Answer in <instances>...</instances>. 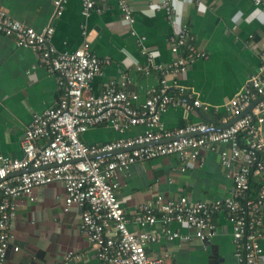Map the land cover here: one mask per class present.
I'll use <instances>...</instances> for the list:
<instances>
[{"label":"built area","instance_id":"2783aa9c","mask_svg":"<svg viewBox=\"0 0 264 264\" xmlns=\"http://www.w3.org/2000/svg\"><path fill=\"white\" fill-rule=\"evenodd\" d=\"M264 11V0H253ZM98 0H81L80 24L83 41L73 51H58L52 43L54 28L46 25L35 29L12 17L0 7V33L10 36L19 47L39 53L41 62L56 75L58 96L53 105L41 113H34L25 127L21 141L22 156L0 155V264H4L8 250L17 251L12 232L16 217V198L34 199V189L49 183L63 185L64 210L71 206L80 209L79 229L87 237L96 256L108 264H166L163 256L150 257L146 246L157 235L147 229L159 223L169 240H200L208 243L217 233L213 221L215 213L226 210L232 225L235 264H257L264 242V186L256 195L250 194V177L264 173V53L247 83L224 105L229 117H238L230 125L211 130L204 122L187 123L167 129L161 114L171 107L207 110V104L185 91L178 76L197 59L206 57L194 43L189 27L180 23L168 45L176 54L169 63L153 61L152 50L144 44V36L134 29L141 54L148 61L137 65L144 73L155 71L159 84L150 90L143 101L128 91L129 79L110 81L99 93L92 92L93 79L102 73L105 61L90 49L85 19L99 10ZM171 0H161L168 19H173ZM56 15L63 9V0L53 1ZM123 20L132 23L134 17L125 0L119 1ZM172 74L171 81L166 79ZM255 101V103H253ZM251 109L244 113L250 104ZM105 124L123 133L133 126L144 130L133 136H121L112 141L86 144L80 135L88 129ZM220 149V163L230 168L233 180L229 196L212 202L190 201L187 196L166 198L158 195L144 201L134 216L124 212L116 189L119 174L129 165L169 154H177L186 165L197 161L202 149ZM184 169V168H182ZM139 230L128 228V222ZM184 226L188 232L172 230L170 223ZM81 258L80 253L68 251L59 264H69Z\"/></svg>","mask_w":264,"mask_h":264},{"label":"crops","instance_id":"0c3cea01","mask_svg":"<svg viewBox=\"0 0 264 264\" xmlns=\"http://www.w3.org/2000/svg\"><path fill=\"white\" fill-rule=\"evenodd\" d=\"M54 0H0V7L14 18L39 30L52 25V43L58 51H73L82 41L80 24L81 0H63V9L56 15ZM120 0H98L97 10L85 19L91 51L104 62L102 73L91 84L99 93L110 81L128 78V91L143 101L159 84L160 75L144 73L137 65L148 61L141 54L134 29L144 36V44L153 54V61L169 63L176 58L168 45L169 36L186 24L199 50L206 57L190 63L178 81L185 91L207 104V110L171 107L161 114L167 129L187 123L204 122L218 130L235 117H229L224 105L247 83L264 53V11L253 0H171L173 19H168L161 0H125L134 17L123 20ZM172 74L166 79L171 81ZM58 96L56 75L41 62L39 53L19 47L12 37L0 33V155L22 156L21 141L25 127L34 113L53 105ZM251 105V104H250ZM243 111L248 112L251 106ZM144 130L137 125L119 133L105 124H98L80 135L86 144L106 142L121 136H133ZM264 134V123L261 125ZM218 144L216 151L202 149L197 161L184 162L177 154H169L129 165L119 174L116 189L120 204L128 218L134 216L141 203L187 196L190 201L212 202L230 195L233 180L230 168L220 163L218 151L227 148ZM184 168V169H182ZM264 186V173L250 177V194ZM34 199L16 198V217L12 232L17 251L8 250L4 264H59L68 251L81 254L69 264H108L96 256L87 237L80 231V209L64 210L65 191L59 182L34 189ZM264 221V206L262 207ZM216 235L208 242L169 240L159 223L147 227L157 240L146 246L150 257L163 256L166 264H235L232 225L226 210L213 216ZM181 234L188 230L179 223L169 224ZM128 228L139 230L128 222ZM257 264H264V242Z\"/></svg>","mask_w":264,"mask_h":264},{"label":"water","instance_id":"95a60500","mask_svg":"<svg viewBox=\"0 0 264 264\" xmlns=\"http://www.w3.org/2000/svg\"><path fill=\"white\" fill-rule=\"evenodd\" d=\"M253 103H255V101H253ZM253 103H252L250 106H252ZM237 119H238V117H235L232 121H230V122H228V123H225V126H224V127L230 125L231 123H233V122L236 121ZM220 129H221V128H220Z\"/></svg>","mask_w":264,"mask_h":264}]
</instances>
